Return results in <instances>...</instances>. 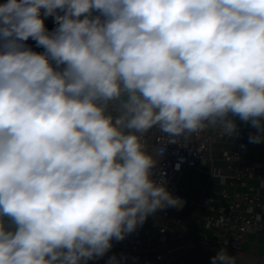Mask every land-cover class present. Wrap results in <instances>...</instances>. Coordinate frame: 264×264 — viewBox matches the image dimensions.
<instances>
[{
	"label": "clouds",
	"instance_id": "obj_1",
	"mask_svg": "<svg viewBox=\"0 0 264 264\" xmlns=\"http://www.w3.org/2000/svg\"><path fill=\"white\" fill-rule=\"evenodd\" d=\"M232 117L264 141V0L0 4V264H87L182 208L145 134L234 137Z\"/></svg>",
	"mask_w": 264,
	"mask_h": 264
},
{
	"label": "built area",
	"instance_id": "obj_2",
	"mask_svg": "<svg viewBox=\"0 0 264 264\" xmlns=\"http://www.w3.org/2000/svg\"><path fill=\"white\" fill-rule=\"evenodd\" d=\"M245 137V126L237 127V134L232 137L219 124H209L197 133L179 137H170L158 127L145 134L150 151L164 149L163 155L157 157L154 178L165 180L172 195L184 202L181 186L184 174L198 167L201 161L213 159L215 152H221L225 166L219 174V197L201 199L204 214L200 226L213 233L215 245L234 251L242 250L247 236L264 227V157L245 159L242 152L248 150L246 144H243L244 150L223 147L228 142H241ZM182 208L168 207L149 215L125 239L113 240L112 248L103 257H94L87 264H108L112 256L117 257L118 264H164L172 253L168 246L175 237H182L180 232L168 234V222L174 218L180 223Z\"/></svg>",
	"mask_w": 264,
	"mask_h": 264
},
{
	"label": "crops",
	"instance_id": "obj_3",
	"mask_svg": "<svg viewBox=\"0 0 264 264\" xmlns=\"http://www.w3.org/2000/svg\"><path fill=\"white\" fill-rule=\"evenodd\" d=\"M235 119L237 127L245 126L246 137L241 142H228L223 145L227 150H244V145H248V150L242 152L245 159L255 157H264V141L259 144L249 142V136L256 133L250 122H244L239 117ZM225 161L220 151L215 152L213 159H205L200 162L199 166L192 168L184 174L181 180V186L185 195V203L180 212L182 221L177 223L175 219L168 222V234L173 236L175 232H180L182 237L179 240L175 238L168 247L185 241L201 240L217 248H222L213 243L214 235L211 231L200 226L203 220L204 208L201 206L203 197H219V174L223 172ZM225 172V170H224ZM257 183V181H253ZM264 194V191H263ZM5 225L12 227L11 221L4 218ZM233 254L240 255L258 264H264V227L254 233H250L240 251L227 250ZM214 254L190 250H178L172 252L165 260L164 264H211ZM238 264H249L238 261Z\"/></svg>",
	"mask_w": 264,
	"mask_h": 264
},
{
	"label": "water",
	"instance_id": "obj_4",
	"mask_svg": "<svg viewBox=\"0 0 264 264\" xmlns=\"http://www.w3.org/2000/svg\"><path fill=\"white\" fill-rule=\"evenodd\" d=\"M169 248L172 249V252H175L178 250H190V251L198 250L200 252L210 253V254H214V255H216L218 253V251L221 249V248H217L211 244L202 242L200 239L194 240V241H185L182 243L174 244V245H171ZM228 253L230 255L236 256L238 258V261H243V262H246L249 264H258L255 261H252V260L247 259L245 257H242L240 255L233 254L229 251H228Z\"/></svg>",
	"mask_w": 264,
	"mask_h": 264
},
{
	"label": "trees",
	"instance_id": "obj_5",
	"mask_svg": "<svg viewBox=\"0 0 264 264\" xmlns=\"http://www.w3.org/2000/svg\"><path fill=\"white\" fill-rule=\"evenodd\" d=\"M6 2H7V0H0V4L6 3ZM43 12H44V9L42 8L41 9V18L44 20V23H45L47 30L49 32H51L52 30H54L57 27V25H56L54 18L52 16L45 17L43 15ZM96 14H98V13H96ZM25 44L28 47L32 48L36 52H40V53L44 52V48L38 47L36 42L34 40H32L31 38H29V40L25 41Z\"/></svg>",
	"mask_w": 264,
	"mask_h": 264
},
{
	"label": "rangeland",
	"instance_id": "obj_6",
	"mask_svg": "<svg viewBox=\"0 0 264 264\" xmlns=\"http://www.w3.org/2000/svg\"><path fill=\"white\" fill-rule=\"evenodd\" d=\"M180 238H181V237H180ZM180 238H179V237H178V238H177V237H175V239H176V240H179Z\"/></svg>",
	"mask_w": 264,
	"mask_h": 264
}]
</instances>
